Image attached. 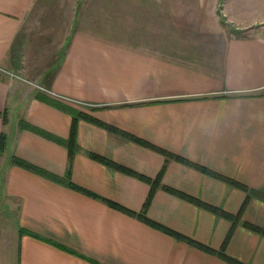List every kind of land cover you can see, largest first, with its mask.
I'll return each mask as SVG.
<instances>
[{"label": "crops", "instance_id": "1", "mask_svg": "<svg viewBox=\"0 0 264 264\" xmlns=\"http://www.w3.org/2000/svg\"><path fill=\"white\" fill-rule=\"evenodd\" d=\"M166 1L109 19L92 0H0V264H264L246 225L264 230V23L238 35L218 20L203 44L172 29ZM43 98L99 122L77 121L75 187L13 161L67 176L56 139L73 117Z\"/></svg>", "mask_w": 264, "mask_h": 264}, {"label": "rangeland", "instance_id": "2", "mask_svg": "<svg viewBox=\"0 0 264 264\" xmlns=\"http://www.w3.org/2000/svg\"><path fill=\"white\" fill-rule=\"evenodd\" d=\"M105 2L104 0H92L90 6L93 10L101 6L107 8L109 19L118 7H124L126 14L131 12V5H128L131 0H125V3L121 6L115 0H105ZM166 3V10L171 9L173 12L172 29L181 28L183 31L195 34L189 35L190 38L196 37L199 39L202 37L204 39L203 44H213L212 42L215 43L223 37V33H221L222 37L219 33H214L221 29L218 20L224 28H228L227 30L236 29L240 31V34H242V31L238 28H246L254 23H264V0H167ZM157 7L159 6L157 5ZM226 18L230 20V24L226 23L228 20ZM109 19L108 23L110 22ZM130 22L126 20L125 27L130 26ZM142 22L144 21H141V24ZM162 22L157 20V23ZM175 24L178 25L175 26ZM201 28L204 33H196Z\"/></svg>", "mask_w": 264, "mask_h": 264}, {"label": "trees", "instance_id": "3", "mask_svg": "<svg viewBox=\"0 0 264 264\" xmlns=\"http://www.w3.org/2000/svg\"><path fill=\"white\" fill-rule=\"evenodd\" d=\"M234 31H235L236 34L240 35V31H239V30L234 29ZM43 99H44V98H43ZM44 100L47 101V102H49V103H51V104H53V105H55V106L58 107L59 109H62V110H64V111H66V112H69V113L72 115V117H73V124H72V129H71V138H70V140H68V141H63V140H61V139H56L58 142H60V143H62V144H66V145L68 146V148H69V162H68V169H67V176H66V178H60V177H58V176H56V175H53V174H51V173H48V172H46V171L40 169L39 167H37V166H35V165H33V164H30V163H28V162H26V161H24V160H22V159L14 158L13 161H14L15 164H17V165H19V166H21V167H23V168H25V169H27V170H29V171H31V172H34V173H36V174H38V175H41V176H43V177H45V178H47V179H49V180H52V181H55V182H60V183L66 184V185H68L69 187H75L74 184H73V182H72V180H71V178H70V172H71L72 165H73V158H74V155H75V153H76V152L78 151V149H79V146L77 145L76 140H75V139H76V127H77V121L79 120V118H86V119H89V120L94 121V122H97V123H99V122H98L97 120H95L94 118H92V117H90V116H88V115H86V114H84V113H82V112H80V111H78V110H75V109H73V108L67 107V106H65V105H63V104H60V103H57V102H53V101H51V100H49V99H44ZM1 114H2V113L0 112V115H1ZM25 124H26V123H25ZM26 126L29 127L30 129H32V130H34V131H36V132L42 134V135H45V136L49 137V138L52 137L51 135H49V134H47V133H45V132H43V131H41V130H39V129L33 127V126H30V125H26ZM53 138H54V137H53ZM54 139H55V138H54ZM138 140H139V139H138ZM140 142L142 143L143 141H140ZM144 143H145V142H144ZM5 146H6V144H5V138L2 136L1 139H0V152H2V151L5 149ZM154 148L157 149V150L160 151V152H163L167 157H174V156H172L170 153H168V152H166V151H164V150L158 149V148H156V147H154ZM94 156H95V155H94ZM95 158H99V157H98V156H95ZM177 158H178V159H181V158H179V157H177ZM182 160H183V159H182ZM188 163H189V162H188ZM190 164H191V163H190ZM198 168L201 169V170H203V171L206 172V173H209V172L211 173V171H207L205 168H202V167H198ZM211 174H212V175H215L217 178H219V179H221V180L227 182V183L230 184V185L236 186V187H238V188H240V189H243V190L247 191V192L249 193V196H252V195H260L258 191L251 190V189H249L248 187H246L245 185H243V184H241V183H239V182H236L235 180L229 179V178H227V177H223V176H221V175H219V174H215V173H211ZM152 198H153V192L149 195V197H148V199H147V201H146V203H145V211H146V208L150 205V203H151V201H152ZM188 199L194 201V202L197 203L198 205L206 206V205H204L201 201H199V200H197V199H194V198H188ZM206 207H208L209 209H211V210L214 211V212H217V213H219V214H221V215H224V216L227 217V218H230V219L235 218L233 215L227 214V213H225V212H223V211H221V210H219V209H217V208H214V207H211V206H206ZM124 211H127V210L124 209ZM145 211H143L140 215H141L146 221H148V222L151 223V221L147 218V216H146V212H145ZM152 224H153V223H152ZM246 225H247L250 229H252V230H254V231H257V232H260V233H262V234L264 235V230H263V229H260V228H258V227H256V226H253V225H250V224H246ZM163 230H164L165 232H167L168 234L175 235V236H177L178 238H182L181 236H179L178 234L174 233L173 231H171V230H169V229H167V228H166V229L163 228ZM188 240H189L190 243H193V244H195V245H198L199 247H201V248H203V249H206L207 251H211V252H213L212 250H210V249H208V248H205L204 246H202L201 244H199V243H197V242H195V241H193V240H190V239H188ZM221 254L224 255V257H226V255L224 254V251H223V252L221 251ZM226 258H227V257H226Z\"/></svg>", "mask_w": 264, "mask_h": 264}]
</instances>
